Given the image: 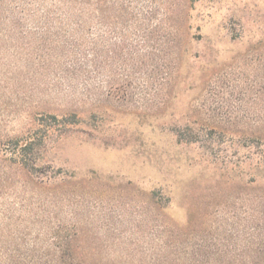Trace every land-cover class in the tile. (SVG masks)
<instances>
[{"label": "rangeland", "instance_id": "rangeland-1", "mask_svg": "<svg viewBox=\"0 0 264 264\" xmlns=\"http://www.w3.org/2000/svg\"><path fill=\"white\" fill-rule=\"evenodd\" d=\"M90 7L78 27L61 0H0V264L247 251L264 231V0Z\"/></svg>", "mask_w": 264, "mask_h": 264}, {"label": "trees", "instance_id": "trees-1", "mask_svg": "<svg viewBox=\"0 0 264 264\" xmlns=\"http://www.w3.org/2000/svg\"><path fill=\"white\" fill-rule=\"evenodd\" d=\"M62 4L69 5L75 8L78 18L76 25L78 27H87L88 21L87 16L89 15L91 0H61ZM86 18V19H85ZM81 56L83 55L82 51L80 52ZM80 53L78 55H80ZM88 57V51L85 52L83 58ZM16 151H15V160L14 163H18L24 168H27L29 171H35L38 169L33 161L29 158L30 153L34 150L35 142L34 140L26 139L24 142L22 140H16ZM255 233L253 238L248 240L243 248L247 251H242L240 253L226 252L227 254H222L221 257H229L225 262L220 260L224 264H264V231L261 230L260 225L253 227ZM70 254L65 253L60 257L63 261V264H67L68 259H71Z\"/></svg>", "mask_w": 264, "mask_h": 264}]
</instances>
